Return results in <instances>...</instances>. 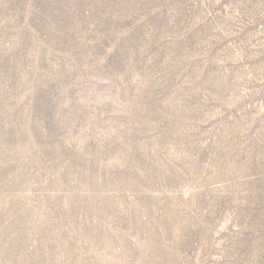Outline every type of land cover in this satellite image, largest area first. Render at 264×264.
I'll list each match as a JSON object with an SVG mask.
<instances>
[{
  "label": "rangeland",
  "instance_id": "1",
  "mask_svg": "<svg viewBox=\"0 0 264 264\" xmlns=\"http://www.w3.org/2000/svg\"><path fill=\"white\" fill-rule=\"evenodd\" d=\"M0 264H264V0H0Z\"/></svg>",
  "mask_w": 264,
  "mask_h": 264
}]
</instances>
